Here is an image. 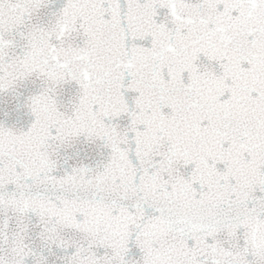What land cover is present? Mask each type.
<instances>
[{
  "label": "water",
  "instance_id": "95a60500",
  "mask_svg": "<svg viewBox=\"0 0 264 264\" xmlns=\"http://www.w3.org/2000/svg\"><path fill=\"white\" fill-rule=\"evenodd\" d=\"M0 264H264V0H0Z\"/></svg>",
  "mask_w": 264,
  "mask_h": 264
}]
</instances>
